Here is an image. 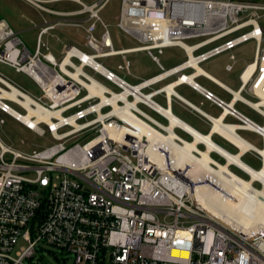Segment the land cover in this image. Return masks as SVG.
Wrapping results in <instances>:
<instances>
[{
    "label": "built area",
    "instance_id": "built-area-1",
    "mask_svg": "<svg viewBox=\"0 0 264 264\" xmlns=\"http://www.w3.org/2000/svg\"><path fill=\"white\" fill-rule=\"evenodd\" d=\"M24 1L55 19L38 26L34 52L6 21L0 22V63L30 77L41 95L0 73V127L6 125L5 114L52 144L22 150L0 138V264H41L44 246L72 253L73 264H264V230L255 237L233 229L196 204L193 184L175 167L169 145L152 142L146 128L136 124L141 120L168 134L170 121L157 107L170 109L177 102L212 128L214 117L177 92L186 85L220 108L221 116L235 102L225 120L258 124L236 108L241 102L262 117L259 126H264L259 22L264 0H121L114 25L100 15L112 0ZM63 2L79 8L47 6ZM56 29H74L83 41L63 44L60 61L44 41ZM249 41L256 43L254 60L240 72L237 90L200 72L203 63L224 53L237 62L233 51ZM125 42L134 45L125 47ZM171 48L182 49L186 59L166 68L161 58ZM136 53H145L161 72L129 82L128 56ZM112 58H120L113 67L101 61ZM234 63L226 71H234ZM203 77L230 101L200 84ZM93 79L104 86H88ZM26 116L33 124L23 120Z\"/></svg>",
    "mask_w": 264,
    "mask_h": 264
},
{
    "label": "rangeland",
    "instance_id": "rangeland-1",
    "mask_svg": "<svg viewBox=\"0 0 264 264\" xmlns=\"http://www.w3.org/2000/svg\"><path fill=\"white\" fill-rule=\"evenodd\" d=\"M98 0H85L86 3L91 4ZM258 1V0H257ZM48 7L61 10V11H72L79 8L74 3H56V4H48ZM120 7H121V0H112L106 8L100 14L102 19L108 23L114 25L117 22L118 16L120 14ZM260 25L264 29V11H260ZM55 16L38 10L37 8L33 7L31 4L27 3L24 0H0V22L6 21L7 24L22 38V40L26 43L28 48L34 52L36 48V41L38 34L40 32L39 25L43 24L45 20H53ZM113 32V31H112ZM60 39L58 41L57 39ZM81 36L77 34L74 29H56L51 31L48 35L45 36L44 41L48 42L51 46V51L54 56L57 58V61H60L62 58L61 50L63 48V44H71L75 43L77 39H80ZM125 47L132 46L134 43H124ZM256 49L255 41H249L247 43L242 44L241 46L237 47L233 53L237 57V62H232L230 60L231 53H224L217 57L210 59L209 61L203 63L201 65L202 69L206 71L208 74L219 79L220 82L227 85L228 87L232 88L233 90H237L241 85L239 74L245 68V66L254 60ZM44 52H46L44 50ZM131 60L132 64V76H128L127 79L131 83H138L150 77H153L161 72L159 67L153 63L148 57H146L145 53H136L131 54L128 56ZM186 59V55L184 51L180 48H171L165 51V54L161 58L162 64L166 68H171L176 66L177 64L183 62ZM104 64H110L112 67L116 66L120 62V58H112L107 60H101ZM234 63V71L228 72L226 71V65ZM87 71L95 76L98 80L103 82L107 86H112V88L118 91L117 88L113 87L111 83L106 81L100 75H97L95 72L87 69ZM0 73H3L16 83L20 84L24 88L32 91L36 95H41L40 89L35 85L30 77H28L24 73L16 72L11 67L1 64L0 63ZM124 73L120 72V75ZM198 82L205 86L206 88L210 89L214 94L220 96L225 101L229 102L231 96L223 91L220 87L212 83L206 78L198 79ZM149 92V90H144ZM177 92L180 93L182 96L186 97L190 101L200 104L201 101H205L204 98L193 91L189 86H181L177 88ZM244 97L249 98L252 101H255L254 98L250 97L247 93L243 94ZM156 100L163 105L164 107L167 106L165 99L162 97L156 98ZM12 107L23 113V110L17 107L14 104H11ZM148 114L158 119L162 123L166 124L167 121L163 119L161 116L156 115L155 112L152 110L141 106ZM236 108L243 114L250 117L258 124H263L262 117L250 107L248 108L247 105L243 103H238ZM208 111H210L213 115L218 116L220 114V110L218 108L210 106L209 103H206V107ZM173 112L182 120L187 121V124L191 125L195 129L199 130L201 133H208L210 128L208 121H203V119L197 115H194L189 110L184 108L181 104L175 102L173 107ZM6 119V125L4 127H0V138L7 144H13L18 146V148L22 150H31L33 148H40L43 146H48L52 144L51 141L48 142L45 138L39 137L34 132L27 130L25 127L14 121L9 116L3 114L2 117ZM228 122H238L234 118L227 119ZM176 133L179 136H182L183 139L187 141H192L190 135L184 133L183 131L176 129ZM239 134L244 138L247 139L249 142L254 144L256 147L262 149V139L255 133L250 131H239ZM215 142L219 145H222L224 148H227L231 153H237V149L232 145L226 143L222 138L215 136ZM21 141H24L22 144ZM262 147V148H261ZM200 149H204V146L200 145ZM215 160L220 163H225V160L222 159L219 154L215 153L212 155ZM243 161L246 162L249 166L254 169H260L263 162L260 160L256 153L250 152L248 155L244 156ZM231 169L240 177L249 179L248 175L241 171V169L237 168L236 166H231ZM257 188H261V184L255 182ZM38 259L41 264H73V254L70 252H62L58 248H53L51 246H44L43 249L40 250V254H38Z\"/></svg>",
    "mask_w": 264,
    "mask_h": 264
},
{
    "label": "bare ground",
    "instance_id": "bare-ground-1",
    "mask_svg": "<svg viewBox=\"0 0 264 264\" xmlns=\"http://www.w3.org/2000/svg\"><path fill=\"white\" fill-rule=\"evenodd\" d=\"M69 62L70 57L65 60V63ZM200 72L203 70L200 69ZM73 75L78 77L77 74ZM93 82V85L88 86H104L96 79H93ZM168 90L169 94L174 92L173 86H170ZM236 96L240 97L239 93ZM234 106L235 102L229 104L225 107L226 111L220 118L212 119L214 122L212 130L211 133L207 134L201 133L187 122L185 123L170 109L157 106V109L170 121L169 126H165L168 129V134L141 120L136 124L146 128L145 130L150 135L152 142H156L160 147L169 145L171 159L174 161L175 167L182 170L184 178L193 184L190 192L195 198L196 204L228 227L242 230L256 237L262 234L261 231L264 230V148L256 147L244 139L237 130L257 132L263 140L264 126L260 127L259 124L250 121L245 124L224 122L225 116L229 113V108ZM33 113L31 111L29 115L32 116ZM31 116H26L23 120L33 124L30 121ZM176 127H181L184 132L193 137L192 141H187L179 136L174 131ZM214 133L227 138L240 152L231 153L225 150L212 138ZM177 138H180L183 143L176 142ZM200 145H203L204 149H200ZM247 152L262 155V168L254 169L243 161V155ZM215 153L222 156L225 163L215 160L212 156ZM154 160L162 164V159L159 156H156ZM231 166L242 169L249 179L245 180V178L237 175ZM255 182L260 183L261 188H257L254 185Z\"/></svg>",
    "mask_w": 264,
    "mask_h": 264
},
{
    "label": "crops",
    "instance_id": "crops-1",
    "mask_svg": "<svg viewBox=\"0 0 264 264\" xmlns=\"http://www.w3.org/2000/svg\"><path fill=\"white\" fill-rule=\"evenodd\" d=\"M81 36V38L80 39H77V41L80 43V42H83L82 41V35H80ZM182 63V62H181ZM180 64V63H179ZM178 65V64H177ZM174 66V65H173ZM204 71V70H203ZM206 72V71H205ZM151 78V77H150ZM194 91V90H193ZM196 93H197V91H196ZM198 94H200V93H198ZM203 98H204V96L202 95V94H200ZM184 97V96H183ZM184 98H186V97H184ZM187 99V98H186ZM189 99H187V101H188ZM204 100L205 101H201L200 102V104H196V103H194V102H192L193 104H195L198 108H200L201 110V112L202 113H204V114H206L207 116H208V118L211 116L212 118L214 117V118H220L219 116H221V114H222V110L220 109V108H218L214 103H212L211 101H209V100H206L205 98H204ZM190 101V100H189ZM206 103H209L210 104V106H212V107H215L216 109L218 108V110H220V114L218 115V116H215V115H213L210 111H208L207 109H205V107H206ZM173 107H174V105L172 106V108H170V110L173 112ZM185 108V107H184ZM174 113V112H173ZM194 115H197V116H199V117H201L202 119H203V121H205L206 122V118L205 117H203V116H201L200 114H195V113H193ZM176 115V114H175ZM177 116V115H176ZM180 118V117H179ZM181 119V118H180ZM229 119V118H228ZM182 120V119H181ZM225 120V119H224ZM184 121V120H183ZM187 121H185V123H186ZM224 122H228L227 121V119L224 121ZM228 123H232V122H228ZM237 122H233L232 124H236ZM189 124V123H188ZM209 124V126H210V128H209V130H208V133H211V130H212V128H211V125H210V123H208ZM243 131V130H242ZM254 133V132H253ZM207 134V133H206ZM255 134H257V133H255ZM258 135V134H257ZM215 136H218V137H220V138H222V140H224L226 143H228L229 145H232L233 147H235L237 150H238V148L234 145V144H232V142H230V141H228L227 140V138H223L222 136H220L219 134H216V133H214L213 135H212V138L214 139V137ZM259 136V135H258ZM260 137V136H259ZM261 139H262V137H260ZM215 141V140H214ZM262 147L264 148V140H262ZM222 146V145H221ZM223 147V146H222ZM261 147V148H262ZM224 148V147H223ZM225 150H227V151H229L227 148H224ZM231 152V151H230ZM238 152H240V150H238L237 151V153ZM248 153H250V152H247V154L245 153L244 155H243V157L244 156H246V155H248ZM220 156V155H219ZM221 158H222V156H220ZM223 159V158H222ZM261 160V159H260ZM263 162V161H262ZM263 165V164H262ZM261 168H262V166H261ZM241 171H242V169H241ZM243 172V171H242Z\"/></svg>",
    "mask_w": 264,
    "mask_h": 264
}]
</instances>
